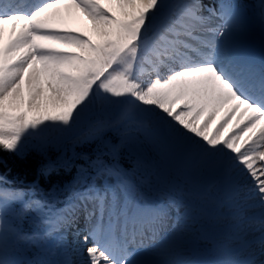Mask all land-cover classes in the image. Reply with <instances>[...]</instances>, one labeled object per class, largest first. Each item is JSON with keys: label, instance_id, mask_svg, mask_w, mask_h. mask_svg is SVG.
Here are the masks:
<instances>
[{"label": "snow or ice", "instance_id": "1", "mask_svg": "<svg viewBox=\"0 0 264 264\" xmlns=\"http://www.w3.org/2000/svg\"><path fill=\"white\" fill-rule=\"evenodd\" d=\"M62 4L93 21L96 41L53 27ZM117 7L114 15L100 0H42L30 9L20 0H0V40L4 26L12 27L0 46V150L22 155L31 136L72 133L97 104L117 107L120 115L107 132L103 123L94 128L96 141L115 134L112 146L101 149L111 153V163L102 155L78 154L79 164L53 159L51 145H41L37 152L46 162L40 176L69 177L68 183L53 185L56 195L45 193L38 200L0 187V264H14L5 258L13 213L35 214L39 231L17 235L54 238L64 253L58 264H148L137 258L139 250L157 238L167 213L141 202L115 159L118 145L130 144L125 125L133 120L137 132L159 126L182 139L222 178L236 221L231 242L248 254L224 264H264L254 258L256 241L248 232L249 221L264 230V63L257 68L231 44L241 28L238 7L222 2L219 10L205 9L201 0H117ZM217 16L220 23L213 28ZM49 41L75 51L54 48ZM142 74L147 80H140ZM245 187L259 201L249 206L258 209L251 217L240 204ZM68 234L79 244L68 243ZM259 245L264 255V236Z\"/></svg>", "mask_w": 264, "mask_h": 264}, {"label": "rangeland", "instance_id": "2", "mask_svg": "<svg viewBox=\"0 0 264 264\" xmlns=\"http://www.w3.org/2000/svg\"><path fill=\"white\" fill-rule=\"evenodd\" d=\"M250 1V0H249ZM256 4V0L253 2ZM258 14V10L256 11ZM66 18H63L61 22L67 21ZM263 39L261 42H264V30L260 29L258 32ZM258 34L254 35L257 40ZM258 38H260L258 36ZM120 119L119 109L117 107H101L97 104L93 110L88 114V116L81 121V123L73 130L72 133L61 134L58 132H50L44 135H36L31 136L27 139V147L25 149L24 154L20 156L26 155L30 149L37 150L41 145H51L48 151L52 150L53 154H59L61 159L70 160L75 156V153L72 152L68 158L64 156L63 152L66 148H70L74 145V142H83L85 140L95 139L94 136V128L98 123H103L106 125V130L113 124H117ZM112 121V123H110ZM139 125L136 124L135 120L129 122L125 127L129 129L131 140L129 146L125 147L123 145H118L117 151L118 155H116L115 159L119 162L120 160L129 159L131 161V170L124 169L119 164L120 170L124 173L129 181L135 186L138 190L139 197L144 192V196L146 197V201L149 203H154L156 205H169L167 204L166 200L160 201L163 197L164 198H172L170 208H175L178 211H184V207H180L175 204L177 198H186L185 190L189 188L191 192H195L194 195L202 193V186L199 184H195L193 182L190 183L191 188L187 186L189 183L183 181H190L191 179H185L183 177L189 178V174L187 171L183 172L182 178L180 177V167L184 164V161H179V157L176 156L174 149L170 147L168 149V145H165L163 148L160 147L164 141L159 139V136L153 135L149 131L141 130L139 132L136 131ZM87 127L85 133H82L81 130ZM78 133V134H77ZM77 134V135H75ZM152 134V135H151ZM84 135L83 137H81ZM119 135H124L123 128L121 129ZM76 142V143H77ZM108 139L102 143V145L97 146V150L101 151L104 145H107L109 148L112 146ZM158 146L162 148L161 152L158 151ZM51 153H48V155ZM77 156V155H76ZM106 156H110L109 162L112 161L111 153L106 151ZM52 158H56L57 156H51ZM77 158V157H76ZM75 158V160H76ZM70 166V164H69ZM75 174V173H74ZM4 179V178H0ZM182 179V180H181ZM4 181V180H2ZM5 182V181H4ZM113 182H115V178H113ZM32 193L31 189L35 188L36 191L32 194H36L40 196V198L46 193L44 190L37 184L31 187H27L26 192ZM142 189V191H141ZM207 190V189H206ZM49 194L56 195L54 190L48 192ZM176 195V196H175ZM175 198V199H174ZM191 198V197H190ZM208 204V202L206 203ZM205 204V210L194 211L192 210L193 215H187L186 220L189 219L194 221L192 225L187 226L186 232V239L182 242H189V245H196L199 244V240L204 241V238L208 236L210 239L215 240L210 235L213 233L208 230L207 227L200 228L198 223H200L201 219L205 221V223H209L211 225H207L208 227H212L215 225V218L213 216L216 213V210L206 209L208 205ZM172 206V207H171ZM205 212V213H204ZM15 214V213H14ZM34 214V213H32ZM11 219L9 223L12 225L13 231L9 234L8 240L6 243V256L9 258L12 256L15 260L14 264H30L31 262H41L43 264L45 260V255H43V250L50 249V240H43V241H33L28 239H21L16 234L22 232V227L26 224L27 221L24 218H21V214H18V217L11 214ZM35 217V214H34ZM193 218V219H191ZM28 221L29 226H34L36 232L39 231V225L35 219V222ZM197 221V222H196ZM21 224L20 228L17 230L16 228L18 225ZM193 224L195 227L193 228ZM213 236V235H212ZM53 242V241H52ZM187 242V244H188ZM181 243V244H182ZM179 245V244H178ZM43 249V250H42ZM48 253V252H46ZM49 253L48 256H50ZM38 259L39 261H37ZM43 259V260H42ZM52 259V257H51Z\"/></svg>", "mask_w": 264, "mask_h": 264}, {"label": "bare ground", "instance_id": "3", "mask_svg": "<svg viewBox=\"0 0 264 264\" xmlns=\"http://www.w3.org/2000/svg\"><path fill=\"white\" fill-rule=\"evenodd\" d=\"M102 1V0H100ZM208 1V0H207ZM73 7H65V5L60 6V11L57 15V19L53 23L60 24L61 19L63 17H66L67 20H69L73 24H77L79 27H81L84 33L89 35L94 41L98 39L95 31H94V24L93 21L86 16L82 11L79 9L75 8V10H72ZM119 14V13H118ZM10 28V27H9ZM244 28H240V30L237 32L242 34L241 32H244ZM9 30L5 28V34H4V39L0 40V46H2L8 39L9 36ZM240 38V37H239ZM53 42V41H52ZM61 44V43H60ZM59 45H55L54 48L58 49ZM240 44H237L236 42L233 43V47L238 49L240 48ZM61 50H64L68 48V50H73V48H70L69 46L65 44H61ZM241 50V49H239ZM42 65L38 64L37 68H41ZM192 165L194 166L193 168H189V166L185 165V169L187 173L189 174V178L195 179L196 181L203 182V179H206V186L207 188L211 187L212 191L216 193L217 195H220L221 197H224L228 193L226 191H223L224 189V182L220 175L215 172L212 175H210V170L212 169L211 166L205 164L202 162L199 158L196 159L194 162H192ZM202 166L203 168L199 167ZM259 167V165H257ZM252 191L250 187H245L242 192H241V199H240V204L241 206H245L247 204L253 203V198H248L252 197V193L249 194V192ZM196 200H191L190 203L193 204L195 207L204 209L205 204L207 201L214 202L213 196L210 195L207 191L202 195V196H194ZM230 210V209H229ZM258 211V209L255 208H250L249 210H246L247 216H250V214H254V212ZM201 227H205L206 223L205 222H200ZM256 222L249 221V227L253 226ZM236 221L233 219V215L231 216L230 214L228 215L227 218L223 219L221 223L219 224L217 231H215L217 234L213 236L214 239L219 240V243L215 242H207V250L213 251V256L212 258H208L209 262L208 264H217L218 259H228L229 261L232 260H237V259H242V258H247V253H240L236 250V246L231 242V236L235 233L236 227H235ZM175 236L173 239H169L166 245L161 244L157 250H159V257H162L164 254V251L167 248V245L171 242L172 247H177L178 244H181L186 238V233L184 232V229L179 228L175 231ZM249 239L254 237H261L264 235V230L262 232L260 230H256V232H252V230H249ZM185 238V239H184ZM53 240V247H55L57 250L56 254L53 255V258L55 259V264H58L59 261L64 259V253L61 248L57 247L56 241L54 238H51ZM184 239V240H183ZM183 240V241H182ZM185 243V242H184ZM71 244V243H70ZM73 245L75 244L72 243ZM79 244V242H78ZM77 245V244H76ZM163 247L161 248V246ZM169 254L168 257H170V248H168ZM260 245L259 241H256V243L253 244L252 246V252L254 254V258L257 261L264 260V255L260 253ZM156 250H150V251H144L140 252L139 256L137 257L138 259H142L143 256H148V258H152L153 256L156 255L155 253ZM167 251V250H166ZM176 251V250H175ZM74 259L79 261L82 260L83 257H80L78 255H73ZM166 258H163V260L160 262V264H164ZM145 261V260H144ZM157 259H155V262ZM154 264V263H152ZM155 264H158L156 262Z\"/></svg>", "mask_w": 264, "mask_h": 264}, {"label": "trees", "instance_id": "4", "mask_svg": "<svg viewBox=\"0 0 264 264\" xmlns=\"http://www.w3.org/2000/svg\"><path fill=\"white\" fill-rule=\"evenodd\" d=\"M83 151L86 154L93 153L90 148ZM48 153H51L49 154L50 157L55 156L50 151ZM45 162L37 150L30 149L24 156L0 150V175L6 177L10 181L8 184L11 186L16 185L17 182L22 185H30L37 182L46 193L53 189V185L60 186L68 183L69 177H53L52 179L41 177L39 168ZM121 162L124 166L128 165L125 160ZM72 174H74V171Z\"/></svg>", "mask_w": 264, "mask_h": 264}]
</instances>
